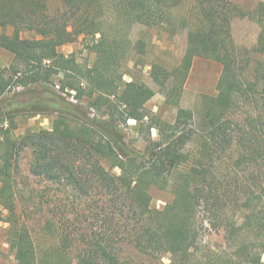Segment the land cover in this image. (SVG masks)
Wrapping results in <instances>:
<instances>
[{
    "label": "trees",
    "instance_id": "obj_1",
    "mask_svg": "<svg viewBox=\"0 0 264 264\" xmlns=\"http://www.w3.org/2000/svg\"><path fill=\"white\" fill-rule=\"evenodd\" d=\"M183 2L62 0L61 7L51 9L47 0H0V48L14 55L11 67L0 73V120L10 114L1 110L8 93L16 87L29 90L49 85L59 75L71 79L63 82L61 90L69 87L79 98L94 99L90 107L107 106L112 115L108 120H91L87 110L52 91L27 103L38 113H52L54 119L50 130L29 132L18 141L6 136L0 154V207L8 211V243L16 264H139L131 254L121 255L127 243L144 257L161 259L169 254L171 264H193L198 256L195 219L202 206L214 217L212 226L223 227L235 243L234 254L215 256L225 264H244V258H249L246 264L252 261L255 240H245V233L264 243V209L251 205L255 201L251 185L246 182L238 201L232 196L230 180L223 181L212 172L217 168L215 157L227 151L225 146L237 147L229 160H235L236 166L254 164L264 156V26L257 46L247 59L239 60L232 36L235 17L246 15L239 4L193 0L190 14L179 18L188 30L186 54L178 69L183 72L182 83L195 57L223 66L219 93L208 98L207 116L198 126V151L185 150L194 139L195 132L188 127L195 125V116L184 108H179L173 124L159 122V141L149 142L144 151L120 133L118 121L143 120L145 104L155 95L144 84L123 81L120 65L130 43L126 29L137 23L171 26L172 9ZM192 12L196 15L191 16ZM7 28H13L11 35L3 32ZM23 32L34 37L24 39ZM80 36L90 41L86 47L96 54L92 66H82L74 55L59 51ZM253 53L255 68L245 73ZM152 69L154 81L166 87L173 74L155 65ZM10 70L6 77L4 72ZM180 86L174 85L170 93L176 95ZM251 100L262 106L254 110L256 114L251 111L244 122L228 116L238 101ZM28 148L29 172L44 190L31 201H37L42 211L41 229L55 239L46 250L39 249L16 212L15 176L20 170L16 157ZM184 166L189 168L180 171ZM174 173L177 176L171 182ZM152 186H172V203L153 209ZM236 207L244 215L240 226L229 214Z\"/></svg>",
    "mask_w": 264,
    "mask_h": 264
},
{
    "label": "rangeland",
    "instance_id": "obj_2",
    "mask_svg": "<svg viewBox=\"0 0 264 264\" xmlns=\"http://www.w3.org/2000/svg\"><path fill=\"white\" fill-rule=\"evenodd\" d=\"M51 9L61 7L62 0H47ZM239 4L246 15H238L232 24V36L236 46V52L239 60L247 59V53L257 46L259 34L262 31L261 19H264V7L259 8L260 4H264V0H233ZM108 3L106 4L107 8ZM238 5V6H239ZM193 7V0H184V2L172 9L174 24L164 27L152 26L148 27L143 24H133L127 27L126 38L130 41L127 47L126 57L120 65V72L124 82L136 81L151 88L155 95L149 100L144 107L145 117L138 121L133 118H127L126 121L119 120V130L125 138L126 142L134 145L138 150L144 151L149 142H158L159 122L173 124L176 120L179 108L191 110L194 113L195 125L189 126L195 132L194 139L190 142L185 150L189 154H195L198 151L200 139L199 123L207 116L208 98L216 97L219 93L218 84L223 74V66L213 60L195 57L191 61V68L183 81V72L178 69L184 61V57L188 45V30L183 28L181 16H188ZM195 12L191 16H195ZM107 17H109L107 13ZM177 20V21H175ZM113 23V22H111ZM6 34L11 35L13 28H7ZM2 30L0 28V34ZM22 38H32L34 35L29 32H23ZM141 42L142 46H135ZM90 43L88 39L80 36L76 42L66 44L59 48V51L66 55H74L82 66H92L96 61V54L89 51L86 45ZM252 61L246 65L245 73L253 71L255 68L256 55L252 54ZM260 57V56H259ZM264 59V57H263ZM14 55L9 51L0 48V73L11 67ZM251 61V62H250ZM247 63V62H246ZM158 66L173 74L166 87L156 83L152 76L153 66ZM10 71L4 72L5 76H9ZM71 79L59 75L54 78L52 83L46 86L31 87L24 90L22 87H16L11 93H8L1 102V110L8 113L5 121L0 120V154L3 153L6 136L11 137L12 141L21 140L29 132H37L39 130H50L54 115L50 112L38 113L28 102L33 99H39L48 91L55 92L65 97L69 102L78 105L88 111L91 120H108L112 117L111 110L107 106L90 107L89 103H93L94 99L79 98L77 92L70 90L58 89L63 82L69 83ZM182 83V85H181ZM180 86V91L176 95L170 93L173 86ZM84 86V83L82 84ZM28 103V104H27ZM260 105V104H259ZM254 101H238L236 107L230 111L228 116H233L234 122H244L247 116L252 112L254 114L262 107H257ZM257 111H254L256 110ZM12 117V118H11ZM226 152L221 151L218 157L216 170H212L213 175L222 176L223 181L230 180L232 185V196L239 201L242 194L243 186L251 185L254 190L253 197L255 201L251 205L257 210L264 209V156L258 162L248 163L243 166H236L235 160L229 161L230 157L237 147L225 146ZM221 156V157H220ZM20 163V170L16 174V212L21 216L27 226L30 228L35 243L41 250L50 249L54 245V237L41 229V209L39 205L32 202L33 197H38L44 193L43 185L34 178L29 172V163L31 161V150L24 149L20 151V155L16 157ZM234 158V156H232ZM15 160V161H16ZM189 166H184L180 171H185ZM113 172L120 174L118 169ZM177 174L171 177V182L175 180ZM244 189V188H243ZM151 207L156 210L163 209L166 205L172 203L174 193L172 186L167 188H159L152 186L150 188ZM263 200L260 199L261 196ZM3 211V221L0 222V264H16L13 252L10 250L8 243L9 223L8 211L0 207ZM237 208V207H236ZM245 208L242 205V209ZM238 209V208H237ZM236 209V210H237ZM242 209L230 211L229 214L233 221L240 226L244 220ZM236 213L233 217L231 214ZM214 217L207 212L204 206L198 208L195 225L198 230V248L196 250L198 258L193 264H225L220 257L235 253V243L228 239L227 233L223 227L217 229L212 226ZM243 238L248 241H254L252 249V261L249 264H264V243L256 240L251 233H245ZM121 255L131 254L133 260L139 264H171L170 255L165 254L161 259L157 257H144L135 253L133 246L125 244ZM41 256V255H40ZM44 256V255H43ZM128 256V255H127ZM42 257V256H41ZM249 258H244L243 263L246 264Z\"/></svg>",
    "mask_w": 264,
    "mask_h": 264
},
{
    "label": "built area",
    "instance_id": "obj_3",
    "mask_svg": "<svg viewBox=\"0 0 264 264\" xmlns=\"http://www.w3.org/2000/svg\"><path fill=\"white\" fill-rule=\"evenodd\" d=\"M58 89H60V86H56Z\"/></svg>",
    "mask_w": 264,
    "mask_h": 264
}]
</instances>
